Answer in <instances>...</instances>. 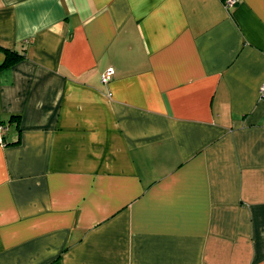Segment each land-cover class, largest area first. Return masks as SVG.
<instances>
[{"label": "crops", "instance_id": "crops-1", "mask_svg": "<svg viewBox=\"0 0 264 264\" xmlns=\"http://www.w3.org/2000/svg\"><path fill=\"white\" fill-rule=\"evenodd\" d=\"M226 1L0 0V264H264V0Z\"/></svg>", "mask_w": 264, "mask_h": 264}, {"label": "built area", "instance_id": "built-area-1", "mask_svg": "<svg viewBox=\"0 0 264 264\" xmlns=\"http://www.w3.org/2000/svg\"><path fill=\"white\" fill-rule=\"evenodd\" d=\"M234 2H235V0H227L226 4L227 5H231ZM112 74H113V70L111 68L107 69L102 74V80L108 81L111 78ZM263 91H264V82H263V84L261 85V88H260L261 94L263 93ZM6 132H7V126L4 125V124H0V145H5L4 137H5Z\"/></svg>", "mask_w": 264, "mask_h": 264}, {"label": "trees", "instance_id": "trees-1", "mask_svg": "<svg viewBox=\"0 0 264 264\" xmlns=\"http://www.w3.org/2000/svg\"><path fill=\"white\" fill-rule=\"evenodd\" d=\"M3 52H4V58L0 62V69L11 66L12 64H14L16 61H18L23 56L22 53H18L15 50H10V49L4 48ZM4 143L6 145L5 140H4Z\"/></svg>", "mask_w": 264, "mask_h": 264}]
</instances>
